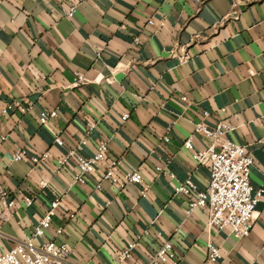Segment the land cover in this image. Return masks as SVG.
<instances>
[{
    "label": "crops",
    "instance_id": "obj_1",
    "mask_svg": "<svg viewBox=\"0 0 264 264\" xmlns=\"http://www.w3.org/2000/svg\"><path fill=\"white\" fill-rule=\"evenodd\" d=\"M71 1L0 0V179L18 199L0 207V251L30 236L58 198L37 241L67 243L70 264H145L167 239L180 264H212L209 241L221 264H264V192L250 235L236 238L210 226L208 208L188 212L196 192L176 190L188 178L198 190L208 186L209 165L184 146L190 136L197 149L209 145L195 133L199 122L233 127L226 135L253 156L251 184L264 189V0H74L67 17ZM102 139L109 158L85 183L75 168L59 167L70 150L90 156ZM18 149L27 153L16 161ZM114 157L118 175L139 169L145 196L141 185L103 179Z\"/></svg>",
    "mask_w": 264,
    "mask_h": 264
},
{
    "label": "built area",
    "instance_id": "obj_2",
    "mask_svg": "<svg viewBox=\"0 0 264 264\" xmlns=\"http://www.w3.org/2000/svg\"><path fill=\"white\" fill-rule=\"evenodd\" d=\"M63 2L64 0H59ZM78 9V2L72 0L68 8L63 12L67 17L75 15ZM148 24L151 26L161 27L164 23H157L150 19ZM140 37L133 40V44H140ZM84 81L81 74L75 77L76 84ZM13 108V104H8L3 108V112ZM20 110L25 112L26 107L20 106ZM57 111H43L41 114V123H46L50 117H55ZM129 114H124L126 120ZM94 128V124H90ZM233 130V127L225 122H218L215 126H208L199 122L195 126V133L202 134L210 140L206 148L197 149L192 136L188 137L184 146L191 150L193 158L199 163H206L210 167V178L205 190H198L195 183L186 179L176 190L190 196L196 192L194 199H190L187 205L188 212H192L197 207H206L209 210V224L217 230L228 229L236 238H243L250 235L257 217V205L263 195L264 189H254L251 184V172L255 165L253 156L242 144L234 141L226 134ZM226 135V136H225ZM2 139H6L2 136ZM165 142H170L169 136L163 137ZM59 145L63 144L61 138L56 139ZM81 147L70 150L67 154L58 159L60 168H75V181L85 183L87 176L93 173L98 164L109 158V143L107 140H100L97 150L94 154L86 156L80 152ZM27 151L18 149L13 159L21 160ZM49 152H45L41 157H34L35 161L47 159ZM122 160L118 157L111 158L107 164V170L103 179L110 180L113 183L125 187L126 184L134 183L141 185L143 196L148 191V186L143 185V177L138 168L124 171L118 175L117 168L121 165ZM163 171V168H157ZM43 187L46 186L44 182ZM23 203L30 206L35 202V196L25 194ZM60 205V200L56 198L47 206L44 215L36 226L33 233L26 239L10 246L5 251H0V264H70L69 255L71 249L65 242H57L55 239H45L37 241L38 237H43L46 230L51 227L53 216L56 214ZM18 206V199L3 185L0 179V207L9 209ZM74 217V214H70ZM63 232V227L57 229V233ZM135 246L134 242L120 254V258L130 256L131 250ZM207 259L212 264H221V251L217 244L209 241L207 244ZM180 256L175 251L172 239L165 240L159 249L149 258L145 264H180Z\"/></svg>",
    "mask_w": 264,
    "mask_h": 264
}]
</instances>
